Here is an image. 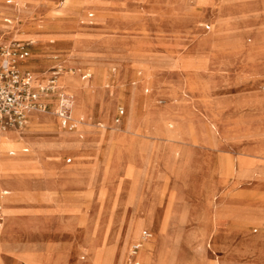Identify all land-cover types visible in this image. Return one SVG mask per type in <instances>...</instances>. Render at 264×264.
<instances>
[{
	"label": "rangeland",
	"instance_id": "1",
	"mask_svg": "<svg viewBox=\"0 0 264 264\" xmlns=\"http://www.w3.org/2000/svg\"><path fill=\"white\" fill-rule=\"evenodd\" d=\"M242 2L244 10L257 8L244 16L226 11V5ZM192 3L199 10L190 7ZM182 11L185 13L181 14ZM88 12L92 16L88 17ZM204 23L209 24L208 31L203 30L201 25ZM0 32L6 39L31 42L27 47L29 63L42 72L38 76L47 75L48 68L53 65L74 71L60 74L62 90L58 100L62 98L66 81L73 85L69 91L77 86L82 96L85 92L83 111L80 109L77 120L64 102L56 101L55 114L65 108L74 120L75 128L71 131L60 129L56 116L50 132L32 129L31 117L21 132L5 130L22 133L24 139L33 141L48 139L53 146L39 149L42 163L32 159L27 168L14 173L13 183L11 177H3L0 170V187L11 183L14 192L10 199L15 206V225L10 229L6 227V231L12 234L42 229L51 222L54 235L58 236L72 220L75 209L55 205L62 200L56 195L52 183H48V178L57 172L50 162L55 158L64 163L53 153L60 149V155L71 156L70 162L65 164L72 163V157L78 161L88 160L81 163L87 166L84 167L86 183L95 186L88 198L97 203L95 207L91 206L86 218L89 224L86 253L73 251L67 259L68 264L72 261L74 264H118V261L125 264L129 243L137 238L143 227L154 232L140 254V260L145 264H233L219 257L221 250L226 252L225 247L221 246L219 250L213 246L212 237L218 227L221 234L215 236L216 243L220 241L217 245H227L238 258L243 257V234L255 235L254 238L264 236L260 233L263 231H251V227L264 221L263 207L252 206L253 201L264 202V167L255 166L264 158V144H261L264 139V105H256L250 100L252 87L253 94L264 91L256 84L261 72L251 70L254 60L244 51V47L257 41L264 52V0H0ZM89 37L100 39L105 48L113 46L122 52L121 56L126 63H131L129 69L135 76L131 79L124 77L123 70L113 63L99 71L100 62L94 59L86 62L91 66L76 67L70 53ZM64 40L72 42L69 51L65 50L67 45H58ZM140 63L142 67H138ZM147 63H151L150 69H146ZM127 67L126 64L125 69ZM83 70L91 75L80 80L79 73ZM166 72L175 76L177 82L165 90L162 76ZM99 75L102 79L95 83ZM243 81L244 84L250 82L245 90L219 96L209 94L227 84L235 87L241 82L243 85ZM123 86L126 90L121 93ZM114 87H118L121 94L111 89ZM145 88L147 92L143 91ZM92 89L94 99L88 100L87 92ZM105 89L109 95L104 93ZM138 91L143 97L140 100L145 108L143 114H138L136 109ZM191 91L201 93L200 101L210 109L197 115V121L206 131L198 132L191 142L193 147L184 148L177 142L182 141L183 135L190 134V130L181 129L186 117L169 108ZM95 103L99 117L95 115ZM229 104L234 108L223 112L220 107ZM116 105L122 106L123 113L118 125L111 126ZM104 110L109 112L108 116ZM35 112L46 117L55 115L50 113L51 110ZM126 124L130 130H126ZM93 129L97 130L98 139L84 143L85 135ZM112 137L121 142L132 141L136 158L132 161L141 166L140 172L120 170L125 164L124 154L121 153V161H118L116 154L110 153L109 171L103 174L102 180L100 168L107 163ZM220 138L233 142L251 138L259 145L249 146L244 152L242 148L233 155L235 147L231 144L218 147ZM18 145L7 146L2 157L17 159L30 155V148L25 153L18 151L22 146L28 147L26 143ZM86 147L92 150L85 151ZM215 147H218L215 154L226 156H214L212 150ZM12 149L16 150L15 154L8 156L6 152ZM141 157L143 161L139 163ZM227 175L234 180L222 178ZM25 176H37L43 181L39 189L41 202L55 207L24 208L17 205L15 195L32 189L22 183ZM246 180H255V187L263 193L248 192L247 186L243 185ZM32 197L33 202H38L34 197L40 200L36 193ZM245 197L248 202L243 204ZM1 205L3 219L0 227H3L6 223L3 201ZM217 205L226 212H219ZM64 237L59 235L56 240ZM76 240L79 243V238ZM10 241L0 244L4 264L5 257H17L6 251L18 255L27 252L33 257L28 258V264H41L40 252L21 247L15 240ZM104 241H107V247L102 244ZM59 252L56 264H65L67 250ZM226 255L230 254L226 252ZM255 264H264V261Z\"/></svg>",
	"mask_w": 264,
	"mask_h": 264
},
{
	"label": "crops",
	"instance_id": "2",
	"mask_svg": "<svg viewBox=\"0 0 264 264\" xmlns=\"http://www.w3.org/2000/svg\"><path fill=\"white\" fill-rule=\"evenodd\" d=\"M190 2H192V1H190ZM193 4L194 3H192L190 5V7H192ZM129 6H131V5H129ZM193 8L195 10L196 9L199 10V8L197 6H193ZM256 8L244 10V2H242L240 4L226 5V11H228V13L239 12L243 16H244V13H249L251 11H254ZM166 12H169V11L167 10ZM183 13H185V11L181 12V14H183ZM87 16L88 17L92 16V13L88 12ZM201 26H202L203 30H205V31H208L210 29L208 23H204ZM182 33H184V32H182ZM181 37H183V36H181ZM61 44L68 46V48L65 49L67 51H69L72 47V42L70 40H64L63 42H59L58 45H61ZM81 45L82 46H80V47L84 53L86 52V54L89 53V54L93 55V59L100 62L99 71L101 70V68L106 66L108 63H113V64H117L118 67L123 70L122 75L124 77L131 79L135 76V74H133V72L129 69V66L131 63H129V64L126 63V60L120 54L122 52L115 49V47L109 46V47L105 48L104 44L102 43V41L100 39L93 38V37L87 38L83 43H81ZM82 56L83 55L81 54V56L75 57L74 65H76V67L81 66V65H90L91 66V64L86 63L84 61L85 57H82ZM63 60H62V62H63ZM126 64L128 66L127 69H125ZM54 66L55 65L48 68L47 75H48L50 69ZM20 67L31 71L33 76L35 77L36 81H41L44 78H46V76H47V75H45V76L44 75H41V76L37 75V74H40L42 72L41 71L39 72V70H37V68L35 70V68L33 66L31 67V64L29 63V54L26 57V59L24 60V62H22L20 64ZM61 67H63V66H61ZM70 67H72V66H70ZM138 67H142V64L141 63L138 64ZM32 68H34V69H32ZM150 68H151V63H147L146 69H150ZM83 74H86V75L83 76ZM119 74H121V73H119ZM90 75H91V73L89 71L83 70L82 72L79 73V79L80 80L88 79L90 77ZM119 76H121V75H119ZM119 76H116V77L119 78ZM58 77H59V75L57 76V91L53 94H50L46 98V103H47V110L46 111L51 110L52 107H54L56 105V101L58 100V97H57V93L59 92ZM263 77H264V71L261 72V74L257 78L256 84L258 83V85H257L258 87H259ZM98 79H99V81L102 79L100 77V75L95 80V83L98 81ZM162 79L165 81V84H166V85H164V87H162L165 90L167 89V87H169L172 84L177 82V79L175 78V76H173L172 74H170L168 72H166L162 76ZM218 79H220V78H218ZM241 82H239L238 85L235 87L233 84L232 85L227 84V85L221 86V87L214 89L213 91L209 92V94H211L212 96H216V95L219 96V95H223V94H228V93L230 94V93H234L237 91H242V90H245L247 85L250 83V82L249 83L245 82L246 84H244V81H243V85H241L242 84ZM125 86H127V85H125ZM125 86H123L121 93L124 90H126ZM139 88H140V86H139ZM111 89L116 94H121V93H118L119 92L118 87H114ZM82 90L85 91V88H83ZM104 91H105L104 93H107L108 89H105ZM143 91L147 92V89L145 88ZM84 94H85V92H83V97H84ZM154 94H156V93H154ZM160 94H162V93H160ZM87 98H88V100L94 99V90L93 89L88 90ZM136 98H137V102H136L137 113L143 114L145 112V108L141 105L142 102L140 100H142L143 97L139 96V91H138V96ZM200 98H201V93H199L198 91H191V92H188L187 95L182 96L181 100L178 103H175L174 105L172 104V106H170L171 108H169V110H175V112L180 113L186 117V121L181 124V129L182 130H190V134H189V136L183 135L182 141L177 142V144L180 143V145H182L184 148H188L191 146V142L196 137L198 132H200L201 130L206 131V128H204L203 124H200L197 121V115L199 113L208 111V109H210V108L205 107L202 104V102L200 101L201 100ZM165 99L169 103L171 102L170 99L166 96H165ZM122 101H123V99H122ZM166 101L164 100L163 103ZM95 105H96L95 109H94L95 115H97V117H99L100 114H99V110L97 108L98 105L96 103H95ZM118 106H120L122 108L121 105L115 106V114H114V118L111 120V126L118 125L119 117L123 113V108H122V113L117 115V107ZM220 108L223 110V112H230L234 108V105L229 104L226 106H222ZM91 109H90V113L92 112ZM60 110H63L65 112V114L68 116L67 123L64 127L61 126L60 117L58 116L57 113L53 117H51V116H49L48 118L45 117V118H43L42 121L33 123L32 121L38 120V118L42 114L29 112L27 115L26 121L31 117V120H30L31 126L30 127L32 129L38 130V131L39 130H45V131L50 132V131H52L53 124L55 121V116H56L60 129H62L64 131L73 130L75 128L74 120L70 117V115L68 114V112L65 108H61ZM55 112H56V110H55ZM105 113H106V116H108L109 112L105 111ZM31 115H33V116H31ZM116 118H117V120H115ZM128 127H129V125L126 124V130H130ZM8 130H18V129L9 128ZM18 131L21 132L22 129H20ZM21 134L22 133H20V138H22V139L16 138V140H17V141H15L16 145L18 146V144H21L23 142L29 143L34 148L35 152L30 153L29 156H20V157H22V158L34 157V158L38 159L39 163L41 164L42 161L40 160L39 149L45 148L46 146L52 148L53 147L52 144L49 143L48 139H46V140L43 139L40 141H37V140L33 141V140H29V139H24V137ZM97 139H98V132L96 129H93V131L91 130L85 135L83 140H84V143L87 144V143L95 142ZM19 140H22L23 142L20 143ZM261 142H262L261 144H264V139ZM218 143H219L218 147H221V146L226 145V144H231L232 146H234L235 150L233 152V155L236 152L240 151L242 148H243V152H244V150L249 146L259 145V142H257V140L255 141L251 138H243V139H240L236 142H233L229 139L220 138V139H218ZM144 146H145V143H144ZM191 147H193V146H191ZM218 147H215V149L212 150V154L214 156H226L225 154H215L214 153V151ZM87 150H92V149H89L88 147H86L85 151H87ZM15 151L16 150L12 149V150H8L6 153L8 156H13L15 154ZM18 151L21 153H25V152H27V147L22 146L19 148ZM9 152H11V153H9ZM134 152H135V145L132 144V141L121 142L116 137H112L110 139L109 152L107 153V163L105 166L100 168L102 170V174H101L102 180H103V174H106L109 171L110 157L108 155L110 153L116 154L118 161H121L120 160L121 153L124 154L125 164H124V166H121L119 168L120 170H122L124 172H130L132 170H135L136 172H140L141 166L136 165L137 161L135 164H133V161H132L135 158V155L133 154ZM53 153L59 155L60 156L59 158H61L64 161V163H62L61 161H58L54 158V160L52 162H50L52 167L57 169V172H55V175H53L51 178H48V183H52L53 187L56 189L55 190L56 195H58L59 198L62 200V202H59L55 205H58L59 207L75 209V212L72 214V220L70 219V221L67 223L66 228L62 229L59 233V235L66 236V237H64L65 239L56 240L57 237H59V235L58 236L54 235V232H55L54 226H53L54 224H52L51 222L44 225V227L42 229L36 228V229H32V230H25V232L20 231V232L11 234L8 231H6V227H9L10 218H11V217H7L6 218V224L4 226L5 228H3L0 231V244H1V242H7L10 240H11L10 242H12L13 240H15V242L19 243L18 245H20L21 247L29 248L31 250H35L37 252H40L41 264H56L58 252L64 251L66 249L67 254H66L65 264H68L67 259L73 251L82 250L85 252V238L87 236L86 230L89 226V224L86 222V218L88 217V212H89V209L91 208V206L95 207L97 204L96 202H94L88 198V194L92 190L95 191V186L92 187L86 183L87 178H86L84 167H87V166L83 165L81 163L85 164L88 162V160L78 161L72 157V159H73L72 163L65 164V163H69L71 160V156L69 154H68L69 156L60 155V153H61L60 149L54 150ZM142 161H143V157L139 158V163H142ZM76 165L78 167H76ZM255 166L256 167H259V166L264 167V158L259 159L255 163ZM15 172H17V171L13 170L10 174L5 173L3 177L7 178L9 176H12V179L14 180L13 176H14ZM227 177L230 178L231 180H234L229 175L222 176V178H227ZM218 178H220V177H218ZM22 183H24L28 188H32V189H30V191H28L27 193L18 192L15 195V197L18 200V202H17L18 206H21L24 208L25 207L44 208L47 206L48 207H50V206L55 207L54 205L41 202L42 201V193L39 189L41 188L40 185L43 186V181L39 180L37 176H29V177L25 176V178L22 179ZM243 185L247 186L248 192L249 191H253L255 193H256V191L262 192V190L260 188L255 187V180L254 181L253 180L243 181ZM97 192L100 193V190L98 189ZM34 193H36V194H38V196H40V200H36V197H34L35 198L34 201H38V202H33L32 196ZM8 195L10 196L11 194L9 193L7 188L2 187V189H0V214H1V206H2L1 203H2V201H4L5 199L8 198ZM247 202H248V200L245 197L243 199V204L247 203ZM252 206L254 208H257V207L262 208L263 207L262 209H264V202L253 201ZM217 209L219 212H226V211L218 208V205H217ZM226 220H227V218L225 219V222H226ZM225 222L222 225H224ZM244 223H246V222H244ZM262 224H264L263 220L260 221L258 226L251 227V231L252 232L263 231L260 233L261 234L264 233V227L262 226ZM141 230H146V231L150 232L151 236L141 242L139 249L143 247V244L145 242L149 241L154 236V232L152 230H150L149 228H146V227L141 228L139 231V234H140ZM219 230H221L220 227H218L215 230V234L212 237V238H214V240H213L214 245L213 246H214V248H218V249L221 246L225 247V249H226L225 251L227 252V254H230L227 256L226 252H223L221 250V254L219 255V257H222V258L224 257L223 259H227L228 261H230L233 264H255V263H259V262L264 261V236H262L261 238L260 237L254 238L255 235L247 236V235L243 234V257L238 258V256L236 257L234 254H232L229 251L227 245H220V246L217 245V243L220 241L218 240L216 243L215 236L219 237V235L221 234L219 232ZM76 232H79V234H76ZM195 232H197V231L195 230ZM260 233H258V234H260ZM139 234H138L137 238L130 241L129 245L132 242L139 239ZM258 234H256V235H258ZM223 236L226 238L225 233L223 234ZM76 237L79 238V243L77 242ZM56 243H58L57 246H55ZM50 244H52L51 248H49ZM102 244H105V247H107V245H106L107 241L102 242ZM6 252H10V253H12L18 257V258L15 256L5 257L4 259L6 261V264H28L27 262H25L23 260L28 259V258H33L31 255L27 254V252H25L23 255H18L17 253H14L11 251H6ZM80 257H83V256H80ZM133 259L135 261H137V264H145L139 260L137 255H135L133 257ZM0 264H4L2 261V256H0ZM70 264H74V261H72ZM111 264H115V263L113 262ZM118 264H119V261H118ZM125 264H133L131 261V258L128 257V254H127V258L125 259Z\"/></svg>",
	"mask_w": 264,
	"mask_h": 264
},
{
	"label": "built area",
	"instance_id": "3",
	"mask_svg": "<svg viewBox=\"0 0 264 264\" xmlns=\"http://www.w3.org/2000/svg\"><path fill=\"white\" fill-rule=\"evenodd\" d=\"M29 43L31 42L6 39L0 32V129H22L28 113L46 111V98L57 91V76L62 70L61 66L52 67L41 81H36L31 71L20 67L28 56ZM259 88L264 90V77ZM57 97L59 98V93ZM121 113L122 108L118 106L117 115ZM57 114L64 127L68 116L63 110H59ZM150 236V232L141 230L139 239L129 245L127 254L133 264H137L133 257L141 242Z\"/></svg>",
	"mask_w": 264,
	"mask_h": 264
},
{
	"label": "bare ground",
	"instance_id": "4",
	"mask_svg": "<svg viewBox=\"0 0 264 264\" xmlns=\"http://www.w3.org/2000/svg\"><path fill=\"white\" fill-rule=\"evenodd\" d=\"M32 41H34L33 38H32ZM80 44L78 45L77 50L74 49V51L72 53H70V58L72 60H75V57L81 56V54H82L83 55L82 57H85V59H84L85 62L93 61L92 60L93 59V55H90L89 53L86 54V52L84 53L83 50L80 47L81 46ZM244 51H246L247 55L250 56L254 60L251 63V65L253 67L251 70L252 71L263 72L264 68H262L260 66L261 65L264 66V52L262 51V49L260 47V42L256 41V42H254V44H249L248 46L244 47ZM62 72H73L74 73L73 70L66 68V70H61V72L59 73L60 77H61V75H64V74H61ZM60 77H58V88L60 89V91L58 92L59 96H60V92L62 90L61 85L59 86ZM71 82L73 83V81H71ZM71 87L73 88V85H71L69 81H66L65 82V86H64V92H63L62 98H60L58 100V102L60 104H61V101L64 102V104L68 107L69 111L73 112V113L72 112L71 113L73 114L74 119H76V117L80 116V114H81L80 113V111H81L80 109H82V111H83L84 98L82 96L81 90L77 86H75L72 91H69V89ZM249 88H250V86H249ZM251 90H252V95H250V100L256 105H264V92L263 93H258V94H253V92H254L253 91V87H252ZM55 110L56 109H55V106H54V107H52L50 113L51 114H55ZM32 112L33 113H37L35 111H32ZM31 116H33V115H31ZM45 117H46L45 115H41L38 118L39 121L36 120V121H32V122L33 123L34 122L35 123L36 122H40ZM28 120L26 121V123L28 122ZM0 130L4 131V132H0V170L2 171V174H5V173L10 174L13 170L18 171V170H22V169L27 168L31 164V161H32V159H34V157H27V158L19 157L17 159H8V158L2 157L1 153L7 146H10V145L17 146L16 142L14 141V139L20 138V134H13V133H9V132L5 131V130H8V129H0ZM149 134H151V136H153V137H156L154 132L153 133L150 132ZM26 144L28 145L27 152L29 151V148L31 149V153L35 152L34 148L29 143H26ZM10 177H11V181L13 183L12 176H10ZM10 184L7 187H6V184H5V185L1 186L0 189H2V187H5V188H7L9 190L10 194H13L14 192L11 190ZM10 198H11V196L8 195V198L3 201L4 213H5V222H6V218L7 217H11L10 218V223H9V229L12 228L15 225V214H16L15 213V206L13 205V202H12V200ZM2 219H3V209H2V206H1V220H0V222L2 221ZM3 228H4V226L0 227V231ZM6 230H7V228H6ZM143 246H144V244H143ZM142 248H140L136 252V255L138 256L139 260H140V253H141ZM202 253H204V250H202ZM25 262L29 263L30 261H29V259H25Z\"/></svg>",
	"mask_w": 264,
	"mask_h": 264
}]
</instances>
